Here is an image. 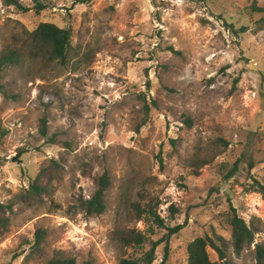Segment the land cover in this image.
<instances>
[{"label": "rangeland", "instance_id": "rangeland-1", "mask_svg": "<svg viewBox=\"0 0 264 264\" xmlns=\"http://www.w3.org/2000/svg\"><path fill=\"white\" fill-rule=\"evenodd\" d=\"M42 1L48 7L38 14L0 0V52L42 22L72 31L65 64L26 58L5 75L0 201L13 207L0 264H45L56 252L78 264H120L143 257L152 242H159L153 264L167 247L164 264H188V245L206 234L226 239L235 264H258L254 245L234 252L224 218L232 203L264 242V198L247 178L252 162L251 174L264 182V28L250 12L254 0ZM50 159L61 165L50 195L28 198ZM105 172L106 209L88 216L80 199ZM131 202L151 203L168 226L185 227L167 241L166 229L135 220ZM39 228L47 231L44 254L31 253ZM116 229L151 241L123 247Z\"/></svg>", "mask_w": 264, "mask_h": 264}, {"label": "trees", "instance_id": "trees-1", "mask_svg": "<svg viewBox=\"0 0 264 264\" xmlns=\"http://www.w3.org/2000/svg\"><path fill=\"white\" fill-rule=\"evenodd\" d=\"M6 5L15 6L22 12L30 11L34 9L36 13H41L48 5L42 0H31L33 2L32 7L25 6L20 0H4ZM85 2L86 0H79ZM252 15H260L259 19L255 22L259 26V29L264 28V6H259L257 0L250 6ZM246 29L243 27L242 31ZM72 31L69 28L60 27L57 24L51 22H42L38 27L31 31L26 32L25 38L22 39L20 45H7L0 52V92L9 97V93L6 90L4 80L5 75L9 69L17 68L21 66L26 58L32 61L42 59L43 61H57L61 64H65L70 56L72 50ZM177 53L172 47L170 48ZM147 110L149 109L148 106ZM188 121V120H187ZM40 133L43 137L47 136L46 119L41 121ZM206 164L203 160L201 163L196 162L195 165L202 167ZM254 164L250 162L248 170V179L252 180V191L260 193L264 198V182H261L255 176L251 174ZM61 168L60 162L55 159H50L42 167L37 177L32 181L28 190H26V196L32 199H41L43 195H50L51 185L55 179V173ZM238 165L230 171L229 179L238 172ZM50 172V173H49ZM48 176L47 182L42 183L44 176ZM111 185L110 177L107 172L98 178V186L89 199H80V207L88 216H97L104 213L106 209V193ZM133 212H135V220L145 222H152L153 226L166 229V240L179 233L185 224H178L175 226H168L164 218H162L154 209L151 203L141 206L140 203H130ZM12 203H5L0 201V236H5L10 230L11 220L8 213L12 211ZM171 215H175L178 212L174 206H171ZM226 223L232 228V247L237 255H241L242 252L251 248H254V257L258 264H264V242H256L255 236L262 229L255 226L253 223L249 224L238 213L237 209L230 203L229 211L224 215ZM47 231L43 228L37 229L35 233V239L32 244L31 253L44 254L45 241ZM114 238L119 239L120 244L123 247H142L146 243L150 242V238L143 232L136 229H116L114 231ZM153 245L149 251H147L143 257L134 258H121L120 264H153L156 260V247L159 242H152ZM208 248L213 249L217 255L218 260H212L208 251ZM168 247L164 260L161 264L167 260ZM45 264H78L75 257L67 256L63 252H56L54 255L46 259ZM82 264H94L93 259L84 261ZM188 264H235L232 257L228 254L227 241L223 236H210L208 234L195 238L188 245Z\"/></svg>", "mask_w": 264, "mask_h": 264}]
</instances>
